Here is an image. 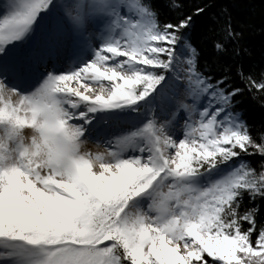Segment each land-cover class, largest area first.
<instances>
[{"label": "snow or ice", "instance_id": "obj_1", "mask_svg": "<svg viewBox=\"0 0 264 264\" xmlns=\"http://www.w3.org/2000/svg\"><path fill=\"white\" fill-rule=\"evenodd\" d=\"M243 38L215 0H3L0 264H264Z\"/></svg>", "mask_w": 264, "mask_h": 264}, {"label": "trees", "instance_id": "obj_2", "mask_svg": "<svg viewBox=\"0 0 264 264\" xmlns=\"http://www.w3.org/2000/svg\"><path fill=\"white\" fill-rule=\"evenodd\" d=\"M165 0H156L157 4H163ZM210 0H182L184 11L195 13L197 7L204 6ZM216 10L226 5L232 15L233 24L238 30H243L244 38L242 45L247 48L248 54L242 55L238 63L243 66L246 74H251L255 79L259 80L261 74L264 73V0H215ZM166 16L171 14L167 10H163ZM164 18V17H162ZM200 27L199 22L194 33V40L199 41ZM220 39V37H212L205 42L202 55L210 57L212 53V40ZM231 48L232 45H229ZM221 65H231L233 83L241 88L245 87L244 82L236 75L237 62H234L231 55L222 57ZM240 103L238 109L244 114L250 126L254 130H259L264 125V101L260 99V94L255 96L245 91L244 95L239 97ZM254 166L260 163L259 158H249Z\"/></svg>", "mask_w": 264, "mask_h": 264}, {"label": "rangeland", "instance_id": "obj_3", "mask_svg": "<svg viewBox=\"0 0 264 264\" xmlns=\"http://www.w3.org/2000/svg\"><path fill=\"white\" fill-rule=\"evenodd\" d=\"M90 148H91V150H93V151H95V150H96L94 147H91V146H90Z\"/></svg>", "mask_w": 264, "mask_h": 264}]
</instances>
